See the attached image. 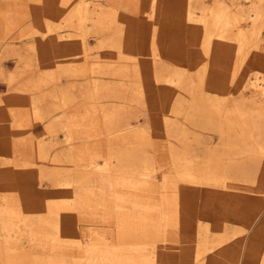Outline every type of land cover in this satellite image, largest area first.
Masks as SVG:
<instances>
[{
    "label": "bare ground",
    "instance_id": "obj_1",
    "mask_svg": "<svg viewBox=\"0 0 264 264\" xmlns=\"http://www.w3.org/2000/svg\"><path fill=\"white\" fill-rule=\"evenodd\" d=\"M242 1L251 4L248 9L241 6V0H214L211 5L201 4V22L209 43L216 38L232 47H235L233 45L235 44V54L240 53L246 58L249 45H253L255 48L259 46L261 30L264 28V0ZM184 6L183 0L176 7L171 5L169 0H154L150 14L154 30V43L171 45V29L182 21V13L186 12H183ZM195 6L196 4L191 3L190 9ZM59 7L63 25L58 26L57 30L50 29L49 31L57 33L54 39L63 43L60 50L74 51V59L65 65L62 64V58L56 60V66H54L56 70H49L51 73L45 75L40 83H38L40 79L37 80V86L61 83L62 78L68 76L74 78L70 86L75 87L74 83L78 82L77 78L81 76L78 74V67L90 70L89 80L95 75L100 78L106 74L110 75L111 71L112 77L125 78L117 90L112 80L109 79L110 83L99 82L100 78L95 77V80L98 81L95 82L97 87L95 92L98 91V95L95 93L97 97L93 98V103L94 106H98L102 110L106 125L105 132L110 136L108 156L101 164L99 159L98 161L97 159L90 160L86 149H77L76 147L75 155L69 151L64 157L57 151L52 152V146L44 143L39 134H35L31 138L35 143L34 150L30 151L28 156L37 158L36 165L38 167L31 168L27 172L25 168H20L26 166L22 160H1V170L5 172L4 176L9 180H14L16 175H13V167H18L20 171H18L17 177H28L27 173H29L33 180L39 182L48 180L57 187L70 191V195L66 199L64 198L65 202L58 209L55 208L57 214L55 218L53 217L54 221L50 223L53 226L52 231L43 233V236L57 250H59L60 244L65 242L78 244L81 252L80 264H130L129 256L125 250L134 245L135 247L138 245L141 248L140 251L146 250L142 255L144 258L137 264H199L203 260L202 255L228 243L232 235L227 227L219 235L211 234L208 229L202 226L197 227L193 235L185 233L187 228L194 227L191 224L195 222L197 214L196 207L190 208L187 197L188 189L196 191V194H199L201 187L222 190L229 196H234L233 194L239 191L252 193L259 191L264 194V186L261 187L262 189H256L257 179L247 165H254L260 157L264 158V74H259L256 78L245 77L236 92L238 95L233 98L232 105L226 103L222 96L213 98L209 96L210 93L205 91L192 104L184 121L194 125L195 128L209 129L219 134L217 145L209 149L206 147L202 159H198L197 156H193L192 149L190 150L189 145L187 146L184 142L189 138L187 136L188 126L181 125L180 127L177 119H174L171 129L167 130L165 125L168 120L158 113L160 111L165 113L164 106L168 103L165 85L173 84L177 88L170 109V112L175 116L182 114L181 100H185L183 93L191 94V88L183 85L182 74L168 66L169 63H176V48L168 47L172 59L167 57V59L162 58L159 61L160 54L157 47L152 49L151 62L138 57L133 59L132 55H129L133 51L127 50L128 44L126 43L127 39L133 38L132 30L129 28L130 31L127 34L125 32L127 26L118 21L115 14H110L108 9H103L101 3L91 0H64ZM187 13L191 14L192 12L190 10ZM87 24L91 25L92 35L99 39L96 48L102 51L100 55H95L93 50L87 48L84 43ZM131 27L133 26L131 25ZM61 29L63 31H58ZM166 49L163 48V51ZM105 59L107 61H104ZM132 60L134 63L142 61L132 72L133 76H131V70L128 67V63ZM20 69L23 67L16 68V74H13V77L18 75L17 72L22 71ZM20 75L23 74L20 73ZM29 75L31 76V73ZM30 76H26V78L28 79ZM11 77L9 78L11 79ZM86 78L84 77L82 80ZM129 78L132 80H127ZM10 79L8 80L10 88L14 87L22 92L27 91L25 94L34 87L30 79L19 78L20 80H17L15 78L16 83ZM92 85L87 83V91L85 87V91L82 90V92L90 93ZM67 86L62 97L68 105L72 93H69L67 88L70 87ZM117 92L121 94L117 95ZM81 96L83 97V95ZM113 98L121 99L123 103L128 101L134 105L146 103V106L153 112L154 110L157 112H155L157 119L161 117V120L158 119V121L164 123L165 129H161V131L158 129V131L157 128L150 125L148 130L144 131L143 128L138 127L140 124L133 118L126 114L123 115L125 111L123 112L122 107L126 108V105L121 103L117 105L118 100L115 101ZM127 110L126 112H129L131 109ZM78 121L80 122V119ZM88 124H90L89 121ZM82 127L83 124L80 128ZM87 128L85 127V129ZM158 135L164 136L163 142L168 145L170 153L169 164L162 169H158L156 165L155 150L152 152L150 149L153 148L154 136ZM172 138H176L181 143L183 150H179L175 146ZM97 147L99 150L102 149L99 145ZM22 157L26 158L27 156L22 154ZM66 161L74 167L67 165ZM27 164L29 165V163ZM115 175L122 179L127 177L124 179L125 183H113ZM97 176L102 177L100 183L96 182ZM202 229L206 230L204 234H201ZM198 231H200L199 234H197ZM127 243L129 245L125 246ZM225 251L227 255H230L228 250ZM216 256L215 252L212 253L210 264H216ZM75 263L77 264V261ZM237 263V260H234L231 264ZM251 263L253 264L254 261ZM261 264H264V257Z\"/></svg>",
    "mask_w": 264,
    "mask_h": 264
},
{
    "label": "rangeland",
    "instance_id": "obj_2",
    "mask_svg": "<svg viewBox=\"0 0 264 264\" xmlns=\"http://www.w3.org/2000/svg\"><path fill=\"white\" fill-rule=\"evenodd\" d=\"M63 1L0 0V264H76V261L77 264H80L79 257L81 252L78 244L65 242L64 244H60V248L57 250L43 236V233L52 231L53 226L50 223L54 221L53 217L55 218L57 214L55 208L58 209L65 202L64 198L66 199L70 195V191L61 189L48 180L42 182L33 180L30 178L31 174L29 173H27L28 177H17L20 168H25L28 172L31 168L35 169L38 167L36 165L38 163L37 158L28 156L35 146L33 139H31L33 138L32 136L39 134L44 143L52 146V152L57 151L61 155H64V157H66L69 151L75 155V151L79 148L86 149L88 158L90 160L97 159V161L99 159L101 164L108 156L110 136L105 132L106 125L102 110L100 107L94 106L93 103V98L98 95V91L95 92L97 90L95 82L110 83V80H112L114 84L111 81V85L113 84L118 90L122 82L125 81V78L121 76L119 79L118 76H116L117 78L112 77V71L110 70V75L106 74V76H103L104 78L95 75L89 80L90 70L85 67H78V74L81 76L77 78L78 82L74 83L75 87L70 86L74 78L68 76L63 77L61 83H51L41 87L37 86V80L40 79L38 82L40 83L45 75L51 73V70H56V67H54L56 66V60L62 58V64L65 65V63L74 59V51L60 50L63 43L54 39L57 33L49 31L50 29L57 30L58 26L63 25L61 21L62 14L59 10V5H62ZM91 1L101 3L103 9H108L110 14H115V18L119 19L118 21L123 23L124 26H127L125 27L127 34L132 30L133 38L127 39L128 42L126 41V43L128 44L127 50L133 51L129 54L130 56L132 55L133 59L138 57L150 60L149 62H151L152 57L150 56L153 47H157L158 49V53L160 54L159 61L162 58L167 59V57L172 59V56L170 57L169 55V48H176V63H169L168 66H171L169 68L182 74L181 80L183 85L191 88V94L187 92L183 93L185 100H181L183 106L181 107L182 114L175 116L170 112V109L177 88L173 84H171L172 86L170 84L165 85L167 87L165 93L168 95V103L164 106L165 113H162V111L158 113L169 121H166L165 125L167 130L171 129L172 120L174 119H177L180 127L181 125L188 126L187 136L189 138L185 139L184 142L187 146L189 145L190 150L192 149L193 156L202 159L206 149L214 148L213 146L217 145L219 134L213 130L195 128L194 125L184 121L185 115L187 116V112L190 111L192 104L202 96L203 91L210 93L209 96L213 98H221L222 96V99L224 98L226 103L232 105L233 98L238 95L236 92L245 77L256 78L257 75L264 74V28L261 30L258 48L249 45L247 57L244 58L240 53L235 54V44H233L235 47H232L216 38L210 43L206 39L205 29L201 22V7L202 5H211L214 0H183L184 7L186 8L183 7V12H186L182 13L184 19L182 18L180 24L174 25L171 29V45H161L153 42L154 30L153 23L150 21V14L154 0ZM169 1L171 5L176 7L182 0ZM191 3L193 5L196 4V6L190 9ZM241 3L244 9H248L249 5H251L242 0ZM190 10L192 13H187ZM85 29L84 43L86 47L92 49L95 55H100L102 51L96 48L99 39L92 35L91 25L87 24ZM58 31H63V29ZM163 48L167 49L163 51ZM104 51L107 53L106 50ZM122 55L124 54L122 53ZM104 61H107V59ZM140 62L142 61L134 63L132 60L128 63L131 76H133L132 72ZM103 63L106 64L105 62ZM17 67H23V69L17 72L19 76L13 77V74H16L15 70ZM25 71L29 74L31 73V76L28 73L26 74ZM23 72L26 76H30L28 79L34 85L31 91L26 94L25 92L27 91L22 92L20 89L10 88V81H8L11 76L10 80H13L14 83L19 78L27 79ZM20 73L23 75H20ZM108 75L109 77H107ZM83 76L87 78L82 80ZM95 77L100 79L97 81ZM127 80L132 79L129 78ZM85 83L86 85L90 83L95 86L92 85V93L82 92V90L85 91V87L87 91ZM65 84L68 85L67 87L73 88L71 90L67 88L69 93L73 94H71L68 105L62 97V93L66 87ZM119 91L121 92V90ZM120 92L116 94L120 95ZM221 93L224 94L222 95ZM113 100L116 101L118 99L113 98ZM120 100L117 101V105L120 103L126 105V108L122 107L123 112L125 111L123 115L126 114L128 117L133 118L140 124L138 127L143 128L144 131H147L150 125L157 128L156 130L160 129L161 131V129H165L164 123L158 121V119L161 120V117L157 119L155 117L156 111L154 110L153 112L152 109L146 106V103L134 105L133 103H128V101H124L123 103ZM59 106L61 107L58 110ZM129 109L133 111H129ZM126 110L129 112H126ZM79 119L80 122L78 121ZM88 121L90 124H88ZM80 123L83 124L82 128H80L82 125ZM87 124L89 125L88 128ZM154 138L153 148L150 149H152V152L155 150L156 165L158 169H162L168 166L170 161L169 147L163 142L164 136L158 135L154 136ZM172 142L179 150H183V146L176 138H172ZM96 145H99L102 149L99 150ZM22 154H26L27 157H22ZM64 157L63 159H66ZM5 159L13 161L22 160L26 165L21 166L19 169L18 167H13V175H16L14 180L7 179L4 176L5 172L1 170V160ZM65 163L68 162L66 161ZM67 165L73 166L70 162ZM247 165L252 174L255 175V179H257L256 189H262L261 187L264 186V158L260 157L259 161L254 165ZM126 178L122 179L120 176L115 175L113 183H125L124 179ZM96 179V182L100 183L102 177L97 176ZM199 190V194H196V191H192L191 188L187 192L190 208L196 207L197 214L195 222L191 224L194 227L187 228L185 233L193 235L196 228L202 226L208 229L211 234L219 235L227 227L232 237L228 243L214 248L213 251L217 254L216 264H231L234 260H237V264H252L251 261H254L253 264H261L264 257V194L259 191L253 193L239 191L236 194L232 193L234 197L226 195L225 191L222 190L217 191L215 189H208L207 187H201ZM205 229L201 230V234L206 232ZM199 233L200 231L197 232V234ZM239 239L240 241L243 239L242 243ZM256 241L259 245H256ZM128 245L129 243L125 244V246ZM252 245L253 250L251 249ZM239 247L241 249H237ZM140 249L138 245L137 247L134 245L132 248L129 246V249L125 250L127 256H129L130 264H137L138 261L144 258L142 255L146 250L140 251ZM225 250H228L230 255H227ZM211 251L205 253L206 256L205 254L202 255L204 261L202 260L201 264H210L211 255L214 253L213 251L211 253Z\"/></svg>",
    "mask_w": 264,
    "mask_h": 264
}]
</instances>
